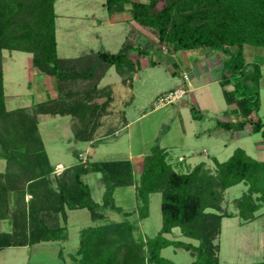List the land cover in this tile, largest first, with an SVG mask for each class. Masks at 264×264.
Here are the masks:
<instances>
[{
	"label": "trees",
	"instance_id": "trees-1",
	"mask_svg": "<svg viewBox=\"0 0 264 264\" xmlns=\"http://www.w3.org/2000/svg\"><path fill=\"white\" fill-rule=\"evenodd\" d=\"M157 1L104 0V6L108 12H113L125 9L123 4H127L129 19L152 29L156 41L167 49L201 48L220 53L223 59L218 83L225 102L237 109V117L218 124L235 130L247 125L251 132L264 136V123L251 115L259 108L258 84L264 58L248 63L243 55L245 44L264 47V0H168L156 9ZM53 2L0 0V63L3 50L28 52L33 69L61 82L81 76L90 78L95 64H103L101 69L113 66L120 74L131 72L134 70L128 57L131 51L139 56L152 52L153 41L144 35L138 36L132 44L125 43L130 36L128 32L116 52H95L88 68L84 64L85 55L57 58ZM80 58L84 61V70L70 66V70L65 71V63L78 62ZM154 63L149 60L150 65ZM110 100L106 96L100 103L85 100L68 104L52 98L35 103V109L41 114L78 117L83 126L73 135L79 140H88L89 130L98 123L99 115L95 110L102 114ZM18 110H5L0 65V118L14 115L12 124L16 122L20 126V130L16 128L0 136V157L6 164L0 172V219L7 218L11 223L10 231H0V249L63 240L67 230L59 225L57 214L64 220L66 209L85 207L93 221L102 218L105 222L79 230L78 245L71 255L72 264H174L160 255V249L169 245L189 249L193 254L190 264H219L215 238L219 234L220 219L237 216L242 221L252 220L258 208L264 206V161L249 157L240 147L234 148L221 162L213 159L212 172L203 162L187 172H176L165 160L166 151L155 146L143 155L134 185L141 218L147 212L148 194L160 193L159 230L143 240L134 233L137 226L132 222L107 220L104 215L106 209H116L112 200L114 189L133 184L129 160L90 161L87 165L74 164L53 174V166L49 164L35 127V114L19 115ZM191 117L196 115L191 114ZM93 171L100 174L103 186L100 204L91 200L89 188L81 180L82 175ZM237 183H242L245 189L233 200L237 210L234 214L223 210L220 203L225 189ZM24 194L30 195L26 202ZM173 227L198 243L192 245L166 238L163 234ZM243 264H264V260Z\"/></svg>",
	"mask_w": 264,
	"mask_h": 264
},
{
	"label": "rangeland",
	"instance_id": "rangeland-1",
	"mask_svg": "<svg viewBox=\"0 0 264 264\" xmlns=\"http://www.w3.org/2000/svg\"><path fill=\"white\" fill-rule=\"evenodd\" d=\"M139 1L146 2L147 0ZM164 1L168 0L157 1L155 8L158 9ZM103 2L104 0H54L52 8L55 15L56 56L57 58H76L85 55L84 64H87L85 68H88L89 63L94 60L95 52H116L128 32H130V36L125 41L128 44H132L138 36L144 35L146 39L153 41L152 52L144 56L134 53L130 61L133 66L135 65V68L131 72L120 74L113 66L105 67L104 70L101 69L103 64H95V70L90 78L81 76L58 82L54 76L33 69L29 60L31 54L28 52L3 50L1 56V73L3 64L4 74L2 90L3 98L4 94L6 97L5 105L8 106L10 103L11 107L15 102L16 106H20L7 109L4 105L5 110L19 108V115L35 114V127L39 132L46 155L53 165L52 171L59 174L69 164L84 166L90 161L127 159L129 162L130 160L134 162L132 176L135 180L132 185H136L141 167L135 161L138 159L137 157H143L155 146L166 151L165 160L171 162V167L176 172H186L184 165L197 164V162H203L204 167L212 172V160L215 159L219 162L225 160L236 147L243 149L249 157L264 161V136L260 132H251L247 125L242 129L235 130L226 129L218 124L220 121L235 120L232 117H237V109L228 108L229 104L225 102L222 88L217 82L210 84L205 97L199 96L202 98L201 104L199 103L200 108H197L195 104L196 99L200 102L196 96L198 91H193V96L184 91L181 98L176 101L180 103L184 99L187 106L185 110H177L179 107L176 102L169 103L171 105L156 106V98L160 93L178 88L182 81H184V85L187 84L188 78L187 80L182 79V76L177 73L181 69L187 70L188 68V66L180 67L181 63L178 61L179 58L185 60L184 54L178 55L180 50L167 49L166 46L156 41V34L152 29L143 27L136 22L111 23L112 20L121 19V16L122 19L128 16V5L123 4L125 7L123 10L108 12L102 4ZM131 53L133 52L131 51ZM189 55L190 52H188V57ZM243 55L245 62L261 61L264 58V47L245 44L243 45ZM79 60L74 63H65L67 66L65 71L70 70V66L75 70H82L84 61L82 58ZM149 60L155 61L154 65H150ZM260 72L259 108L251 115L253 118L258 117L264 123V64L260 65ZM200 77L202 76L195 77L196 85L201 84ZM59 85L61 89L58 90ZM111 87L114 88L118 98H115L114 94L112 96ZM40 88L45 91L39 92L40 101L53 98L59 101L64 100L68 104L85 100L88 103H100L106 96L110 97L111 100L104 107V111H101L102 114L95 110V113L99 115L96 119L98 123L89 130L91 133L88 136L90 144H88V140H79L73 135L83 126L78 117L71 114L67 116V114L36 112L35 103L38 102L31 104L28 101L38 99L36 94L37 91H41ZM89 96L92 97L88 98ZM192 97H194V101L191 100ZM10 98H14V102L11 103ZM197 100L196 102H198ZM112 101L114 102L111 105ZM189 105L193 106V110H189ZM177 112L184 120L186 119L184 128L187 135L183 138L181 137V127L176 121ZM191 114L196 115L195 119L190 118ZM122 115L123 117H121ZM13 117L14 115H7L0 118V136H6L7 133L14 132L16 128L20 130L18 123H14L16 126L12 124ZM89 128L88 125L87 129ZM191 130L199 133L195 137H188ZM178 155L184 157L183 162H176L175 157ZM57 161L63 164L59 168L60 170L57 168L59 164H54ZM5 165L4 163V167ZM81 180L88 186L91 200L100 204L103 193L100 174L95 171L89 172L82 175ZM244 189L245 186L242 183L225 189L222 193L221 208L236 214L237 210L233 200ZM29 198V194H24L23 201L26 202ZM112 200L116 209L104 211L107 220L126 219L132 222L137 226V232L134 233H137L143 240L158 232L161 224L159 192L148 194L147 212L142 218L137 210L140 201L135 195L134 186L115 188ZM65 213L64 220L57 214L59 225L65 226L67 230L65 239L39 242L25 247L2 248L0 264H72L71 255L74 254L78 245L79 230L88 225L102 224L105 220L103 222V219L100 218L93 221L85 207L66 209ZM6 219H0V231H6L8 227ZM163 235L168 239L180 240L192 245L198 243L197 240L182 236L177 227L171 228L169 233ZM215 241L218 243L219 264L263 261L264 206L258 208L255 218L252 220L242 221L237 216L222 217L219 234ZM160 255L174 264H190L193 260V254L189 249L172 245L160 249Z\"/></svg>",
	"mask_w": 264,
	"mask_h": 264
},
{
	"label": "crops",
	"instance_id": "crops-1",
	"mask_svg": "<svg viewBox=\"0 0 264 264\" xmlns=\"http://www.w3.org/2000/svg\"><path fill=\"white\" fill-rule=\"evenodd\" d=\"M103 5H104V2L102 3ZM119 20H124V21H119ZM114 22H119V23H124V22H127V23H131V22H133V23H135L134 21H132V20H130L129 19V15L128 16H125L124 17V19H122V16H121V19H118V20H112V22L111 23H114ZM128 26H129V24H128ZM193 50H195L194 52H193ZM5 51V50H4ZM184 51H186V52H184ZM184 51H179V54L178 55H180V54H184V56H185V60H183V59H178V61L181 63L180 64V67L181 66H183V67H186V66H188V68H187V70H184V69H181V70H179L177 73H178V75H180V76H182V79H184L185 78V80H187V78H188V80H187V84L186 85H184V81H182V83H181V85H179V87H183L184 88V90L187 92V93H191L192 94V92L193 91H198L197 93H198V95H196L198 98H199V96L201 97H205L206 96V94H208V87L210 86V84H212V83H214V82H217V84H219L218 83V81H219V76H220V72H221V61H222V59H223V56L220 54V53H218V52H214V51H207V50H203V49H201V48H199V49H191V50H184ZM188 52H190V55H189V57H188ZM2 53H3V51H2ZM30 54V53H29ZM174 54L175 55H177L176 54V52H174ZM3 55V54H2ZM134 56V52L133 53H129V55H128V57H129V59H131L132 57ZM136 56V55H135ZM188 57V58H187ZM30 58H31V56H30ZM30 60V59H29ZM135 66V65H134ZM191 67V69H190V67ZM182 67V68H183ZM135 68V67H134ZM4 74H3V64H2V76H3ZM37 75V74H36ZM186 76V77H185ZM198 76H202V77H200V80H201V84H199V85H196V79H195V77L197 78ZM206 80V81H205ZM195 82V83H194ZM194 83V84H193ZM2 84H4L3 83V79H2ZM230 88V87H229ZM40 90L41 91H37V97H38V99H36V101H32V99H31V101H28L29 103H34V102H39L40 100H41V98H40V96H39V92H43L44 91V89L43 88H40ZM45 92V91H44ZM111 92H112V96H113V94L115 95L114 97L115 98H118L117 96H116V94H115V90H114V88L113 87H111ZM192 96H193V94H192ZM223 96V95H222ZM12 97V96H11ZM5 94H4V105H5ZM14 98H10V101H11V103L12 102H14V100H13ZM196 99V98H195ZM200 99V102L198 101V102H196V100H195V104L197 105V108H200V105H199V103L201 104V100H202V98H199ZM113 100H114V98H113ZM191 100L192 101H194V97H192L191 98ZM117 101H119L118 99H117ZM185 100L183 99L182 100V102H180V103H178V102H176V105H177V107H179L177 110H179V109H186L185 107H187L186 106V103L184 102ZM24 102H27V101H24ZM113 102L114 101H112L110 104L112 105L113 104ZM13 104V106H11L10 107V103L8 104V106L7 105H5V107H7V109H11V108H16V107H20V106H16L15 104V102L14 103H12ZM169 105H171V104H169ZM175 105V104H174ZM192 105H189L188 107H189V110H190V107H191ZM232 107H234V105L233 104H229V106H228V108H232ZM108 109V108H107ZM178 113V112H177ZM68 116V115H67ZM121 117H123V115L121 116ZM120 117V118H121ZM190 118H192V117H190ZM176 121H178V125H179V127H181V137L183 138V136H185V135H187L186 133H185V128H184V123L186 122V119L184 120L180 115H179V113H178V116L176 117ZM192 119H195V118H192ZM232 119H235V118H233L232 117ZM188 124H190L189 122H188ZM190 133L191 134H188V137H195V136H197V133H199V132H197V131H194V130H191L190 131ZM92 141V140H91ZM91 142H90V140H88V144H90ZM191 154H193L192 152H191ZM48 158V157H47ZM138 159H136V158H134V159H136V161H135V163L136 164H140V167L142 166V162H141V159H142V157H137ZM177 160H176V162H178V163H180V162H183L184 161V157L182 156V155H178L177 157H175ZM139 160V161H138ZM48 161H49V159H48ZM195 162H196V160H194ZM130 162H131V164H132V168H133V165H134V162H132L131 160H130ZM170 165H171V162H169V161H167ZM4 159H2V158H0V172L1 171H3L4 170ZM198 163V162H197ZM49 164L50 165H52L51 163H50V161H49ZM55 165H57V164H59V165H57V168H58V170H60L59 168H61L62 166H63V164L61 163V162H59V161H57V162H55L54 163ZM196 164V163H195ZM194 163L193 164H191V163H188L187 165H184V167H185V169H186V172L187 171H189L194 165H195ZM72 164H69L68 166H71ZM53 166V165H52ZM60 166V167H59ZM68 166H66V167H68ZM52 173L53 174H57V172H55V171H52ZM132 178H133V176H132ZM135 179H133V181H134ZM134 185H130V187H133ZM6 224H7V228H6V231H9L10 230V221L8 220V219H6ZM4 231V230H3ZM25 246H27V245H25ZM25 246H17V247H25ZM3 248H5V247H3ZM2 249V248H1ZM0 249V250H1Z\"/></svg>",
	"mask_w": 264,
	"mask_h": 264
},
{
	"label": "built area",
	"instance_id": "built-area-1",
	"mask_svg": "<svg viewBox=\"0 0 264 264\" xmlns=\"http://www.w3.org/2000/svg\"><path fill=\"white\" fill-rule=\"evenodd\" d=\"M183 87L173 88L160 93L156 98V106H162L178 101L184 93Z\"/></svg>",
	"mask_w": 264,
	"mask_h": 264
}]
</instances>
